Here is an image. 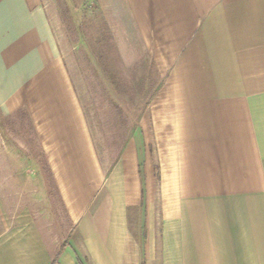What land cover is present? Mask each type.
Instances as JSON below:
<instances>
[{
	"label": "crops",
	"instance_id": "obj_1",
	"mask_svg": "<svg viewBox=\"0 0 264 264\" xmlns=\"http://www.w3.org/2000/svg\"><path fill=\"white\" fill-rule=\"evenodd\" d=\"M126 1L169 71L157 96L179 135L159 220L140 246L127 216L137 191L103 208L91 190L70 203L90 180L82 113L41 1L0 0V132L27 112L74 226L62 247L33 220L0 231V264H264V0Z\"/></svg>",
	"mask_w": 264,
	"mask_h": 264
},
{
	"label": "rangeland",
	"instance_id": "obj_2",
	"mask_svg": "<svg viewBox=\"0 0 264 264\" xmlns=\"http://www.w3.org/2000/svg\"><path fill=\"white\" fill-rule=\"evenodd\" d=\"M40 1L92 148L83 171L90 180L76 185L70 203L91 190V204L103 208L114 205L118 194L132 198L137 191L127 216L129 233L141 246L145 222L159 220L158 205L180 151L173 120L163 115L167 102L157 96L169 71L157 68L126 0ZM2 123L0 231L27 224L34 228V221L49 242L68 246L74 226L51 177L57 166L49 170L46 165L26 111ZM76 172L71 170V176Z\"/></svg>",
	"mask_w": 264,
	"mask_h": 264
}]
</instances>
